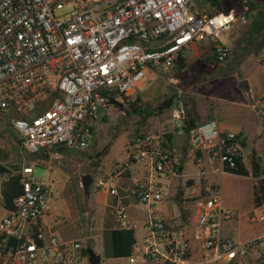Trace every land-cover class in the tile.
I'll return each mask as SVG.
<instances>
[{"label": "built area", "instance_id": "built-area-1", "mask_svg": "<svg viewBox=\"0 0 264 264\" xmlns=\"http://www.w3.org/2000/svg\"><path fill=\"white\" fill-rule=\"evenodd\" d=\"M84 1V0H82ZM0 0V125L16 134L28 154L56 148L83 151L93 125L112 101L128 96L159 70L169 72L180 52L205 42L218 63L229 49L220 39L247 22L249 0L240 8L210 14L201 0ZM72 6L59 20L55 13ZM182 101L170 113V134L188 138V153L198 176L203 156L221 177L236 166V134L216 120L184 126ZM164 134L139 132L128 142L126 160L112 174L94 181L108 196L115 229L132 232L125 264H264V231L245 240L223 235L234 213L223 206L219 185L198 193L181 183L180 162L162 146ZM146 163L148 176L119 188L115 178ZM21 193L11 209L0 205V264H89L87 245L63 240L43 224L54 190L52 180L34 177V167L19 170ZM130 207L144 212L137 221ZM264 221V207L248 223ZM140 233V236L138 235Z\"/></svg>", "mask_w": 264, "mask_h": 264}, {"label": "rangeland", "instance_id": "rangeland-1", "mask_svg": "<svg viewBox=\"0 0 264 264\" xmlns=\"http://www.w3.org/2000/svg\"><path fill=\"white\" fill-rule=\"evenodd\" d=\"M82 1V0H81ZM108 0H84L82 4L93 5ZM255 8L249 9L247 22H240L231 32L223 34L221 40L233 47L230 56L222 63H212L206 67L201 58L189 60L187 68L180 72L158 71L155 75L147 76L139 88L128 97L130 102L140 98L142 107L152 113L146 125L143 127L139 122L143 121L144 115H127L114 106L108 107L104 117L93 125L94 136L83 151H71L62 148L59 151L60 158L55 159L52 151L49 157H40L41 152L36 154L26 153L16 141V134L12 130L3 129L0 132V166L6 170L0 173V203L9 188L19 175L18 170L22 165L34 167V177L40 181L52 180L54 190L50 199L49 211L43 218V224L48 230L54 231L63 240L79 239L87 246L90 245L95 254H101L103 250L102 230L115 225L111 210L106 207L105 196L94 188V181L105 176L100 168L101 163L108 169L115 168L125 159L128 142L135 135L136 130H145L148 134L161 136L171 131L170 113L168 110L162 115H156L157 105L164 97L176 94L182 102L194 101L193 94L206 102L213 98L232 100L240 93L236 91L240 83L245 81L250 88L251 98L244 95V103L251 104L258 99L264 90V68L254 61V54L264 55V0H252ZM206 6V4H204ZM239 0H226L224 9L240 8ZM204 8L203 4L200 5ZM74 11L72 6L65 7L55 13L59 20L67 18ZM264 99V95L262 96ZM216 102H212L214 106ZM128 108L125 105L122 109ZM244 111L238 108L240 117H247L250 112L257 124L262 129L264 122L253 111ZM2 126V125H0ZM257 129V130H258ZM254 129L247 130L248 136L253 135ZM256 133V132H255ZM172 142H179L187 146L186 136L173 137ZM249 146L251 143L247 142ZM181 145V146H182ZM262 150L264 149V134L262 136ZM106 156H98L103 151ZM258 158L262 162L258 161ZM246 162L247 156L243 154ZM126 160V159H125ZM124 160V161H125ZM260 167H264V152L258 153L255 159ZM188 157L186 160V172L194 171ZM123 162L120 163V165ZM90 175L92 179L89 193L84 194L81 177ZM230 186L223 187V197L229 195ZM105 204V205H104ZM128 214L137 221L144 219V212L139 208L130 207ZM111 225V226H108ZM114 224V225H113ZM260 223L250 224L243 221L239 226L231 223L224 225V232L231 240H239L255 231V226ZM125 260L107 259L102 255L100 264H125Z\"/></svg>", "mask_w": 264, "mask_h": 264}, {"label": "crops", "instance_id": "crops-1", "mask_svg": "<svg viewBox=\"0 0 264 264\" xmlns=\"http://www.w3.org/2000/svg\"><path fill=\"white\" fill-rule=\"evenodd\" d=\"M220 41L228 47L229 49L228 56H230V53L233 51V47L227 45V43L223 42V40L221 39ZM182 53L186 59V62L192 59H196V57H200L201 59L198 61L202 62L204 67L212 63H218L215 57L211 54L210 47L205 42L195 43L188 50ZM261 59H264L263 54L261 53L254 54V61L260 67L264 68V66L260 64ZM236 91L240 93V96H236L232 100H226L224 98L211 99L212 102L217 101L215 106L214 104H212V102L209 99H206L205 100L206 102L200 100L196 95L197 93L193 94L194 101L192 100L189 101L190 103L195 104V109L198 117V124L206 123L209 122L210 120H216V122L218 123L219 127L222 130L231 131L235 133L236 136H238L239 140L241 142H244L245 144L244 147H242L241 145H240L241 147L239 145L238 146L240 148V155L242 157V162L245 168L251 170L252 164L256 163L260 172L262 173L261 177H264V167H260V165H258L255 160L258 156V153L264 152V149L262 150L261 147L262 136L264 134V125H262V129L259 130L250 112L248 113L246 118L240 117V115L237 114L238 108L243 109L244 111L247 112L253 111L264 122V99L262 97L264 95V90L258 96V99H255V101L251 104L244 103L243 100L245 99L244 95H246V93L241 90L240 86L236 89ZM249 92L250 94L247 95H249V98H251L250 88H249ZM3 129H5L4 126H0L1 133L4 132ZM249 129H254L256 133L253 132V135L248 136L247 130ZM248 141L251 143V146L248 145L247 143ZM17 144L19 143L17 142ZM181 145L182 144H180L179 142H175V143L172 142L170 145L172 146L174 157L178 159L180 162L179 172L182 175L181 183L186 182V185L190 187V189L193 190V192L195 193H198L200 189L206 185H212V186L219 185L222 188V193L224 186L226 187L230 186L229 195L223 197V206L225 209L233 212L234 216L233 218H231L230 220L226 221L223 224V228L224 225L226 226L228 225V223H231L233 226L237 227L243 221L247 222L249 215L256 210L253 207V201H252V184L254 179L250 176L245 177V176L231 174L228 172H226L223 176L219 177L212 173L213 166L208 162V158L206 155L203 156L204 169L206 171L205 176H198V168L194 166L192 161L190 163L194 171H192V173L191 172L187 173L185 170L186 160L188 159V157L191 159L188 153L189 147L188 145L187 146H183V145L181 146ZM43 154L44 153L41 152L42 156H44ZM243 154H246L247 156L246 162L243 159ZM44 157L48 158L49 153L47 156ZM124 160L121 162H124ZM258 161L262 162L260 158H258ZM120 163L115 168L111 167L110 169H108L107 165L101 163L100 168L103 169V171L105 172V176H107L109 174H112L115 171V169L118 166H120ZM149 173L150 171L146 163H138L133 165L131 169H129L122 177L115 178V184L119 188H125L130 186L133 179L144 178L148 176ZM20 193H21V185L19 182V175H18L16 181L5 193L3 197V202L0 203V205H2L6 209H11L13 205V199L16 196H18ZM103 195L106 197L105 200L107 203L106 204L107 207V205L111 202V199L105 194ZM108 226L111 225L108 224ZM110 228L115 229V225ZM262 231H264V221L255 226V231L235 241H245L261 233ZM138 235L140 236V233H138ZM223 235L226 238H229L227 233L224 232V229H223Z\"/></svg>", "mask_w": 264, "mask_h": 264}, {"label": "trees", "instance_id": "trees-1", "mask_svg": "<svg viewBox=\"0 0 264 264\" xmlns=\"http://www.w3.org/2000/svg\"><path fill=\"white\" fill-rule=\"evenodd\" d=\"M226 0H201V4H203L204 7L210 6L213 8V11H210V14L226 11L224 9ZM250 10L255 8V4L252 0L248 1ZM206 4V6L204 5ZM248 14V13H247ZM260 64L264 66V59L260 60ZM187 67V62L185 57L183 56V53L180 52L176 59L173 62V69L174 72L180 73L183 70H185ZM178 101H182L180 97H178L176 94L164 97L162 101L157 105V108L155 112H157L156 115H162L163 112L171 110L174 108V106L177 104ZM114 107L118 108L121 112H124L127 115H144L143 121L139 122L141 126H145L146 122L152 115L151 112L147 108L142 107V101L140 98H137L134 101L129 100L128 97L122 96L120 100L118 101H112ZM125 105H128V108L122 109L125 107ZM182 107L184 111V126L187 131H189L192 127L198 125V117L195 109V104L187 102H182ZM142 132L144 134H147L145 130H136L135 134ZM18 142L17 138H15ZM164 143H162V146L165 149H169L172 151V140L173 135L170 133H166L163 136ZM237 145H241L244 147V142H241L238 138V136L235 137L234 141ZM240 146V147H241ZM62 148H56L54 152L61 151ZM49 153V152H48ZM107 152L104 150L101 154H98V156H105ZM40 157H44L40 154ZM226 172L245 176V177H252L254 179L252 184V201H253V207L254 209H258L260 207H264V177H261L262 173L260 172L258 166L256 163L252 164L251 170H248L245 168L241 155L236 157V166L234 168H226ZM102 241H103V250L102 255L104 258L107 259H121L126 258L130 252L131 247L134 243V235L132 232L129 231H122L118 229H112L110 227H106L102 230ZM86 253L89 255L95 254L92 250L91 246L88 245L86 248Z\"/></svg>", "mask_w": 264, "mask_h": 264}, {"label": "water", "instance_id": "water-1", "mask_svg": "<svg viewBox=\"0 0 264 264\" xmlns=\"http://www.w3.org/2000/svg\"><path fill=\"white\" fill-rule=\"evenodd\" d=\"M239 86L241 90L244 91L246 94H250L248 85L245 81L241 82ZM43 153L44 156L48 155L47 151H43ZM4 172H6V170L0 166V173H4ZM91 183H92V179L90 175L86 174L81 177V185L85 195L89 193V188L91 186ZM101 259H102L101 254H93V255H89L88 262L89 264H100Z\"/></svg>", "mask_w": 264, "mask_h": 264}]
</instances>
